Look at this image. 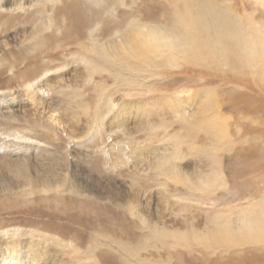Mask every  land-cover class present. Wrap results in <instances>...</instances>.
<instances>
[{"label":"rangeland","instance_id":"374dc122","mask_svg":"<svg viewBox=\"0 0 264 264\" xmlns=\"http://www.w3.org/2000/svg\"><path fill=\"white\" fill-rule=\"evenodd\" d=\"M1 4L0 98L22 102L0 142L64 176H0V241L43 243L39 264H264V0ZM203 8L235 16L233 53Z\"/></svg>","mask_w":264,"mask_h":264},{"label":"bare ground","instance_id":"6f19581e","mask_svg":"<svg viewBox=\"0 0 264 264\" xmlns=\"http://www.w3.org/2000/svg\"><path fill=\"white\" fill-rule=\"evenodd\" d=\"M3 1L4 0H0V10L3 8V5L1 4V2ZM10 6H13V5H10ZM203 7H206V6H203ZM205 9L206 8L202 9L203 15L206 17L205 22L203 21L204 24L209 25L210 27L212 26H216L217 28L221 27L220 30L222 31L220 34L227 32V30L229 31L231 29H237L236 26L238 25H235L236 24V21L234 19L235 16L230 14V12H226L222 9H216L214 10V15L216 16L215 19H210L213 16V13H210L208 9L207 10ZM197 25L199 28H202L199 24ZM174 34L182 35L181 32H174ZM218 35L219 34H217V36L213 35L211 39L214 43H217V41L220 42L221 49L224 50L223 51L224 53L222 54L224 55L226 52L233 53L234 46L229 45V41L227 37L224 34L219 35V36ZM158 38H161V37H158ZM237 38H240V36L238 37L235 34V37L232 43H234V41H238L236 40ZM162 39L164 38L162 37ZM180 42L181 41L173 42V44H171V42L168 44L164 43V46L162 48L166 47L170 49L169 56L171 58V56L175 55L177 52L184 53V51H187L186 47H184V51L181 49V45L183 44ZM162 48L160 50H164ZM181 55L184 57L183 54ZM155 56L157 57V53L155 54ZM152 58L153 56H151V59ZM239 59L242 60L243 56L240 57ZM174 60H175V56H174ZM122 61L123 59L120 60L119 63H121ZM230 64L234 65L235 63L231 62ZM15 99H17V97L14 95L1 97L0 98V111L8 110L10 108L8 106H15ZM17 100H18V104L20 105V103L22 102V98L18 97ZM24 151L25 152L18 151L17 147L13 145L12 143H6L5 145H2V143L0 142V156L7 155V157L0 158V168L4 170L3 174H0V176L4 175V177L6 178V179L3 178L1 180V186L4 188H7L10 186V184L7 185L4 180H8V181L13 180L16 182L14 184L18 186L22 184L27 187L42 186L43 188H48L51 185H53L54 187L59 186L58 183L64 176L62 169H59L57 167L54 168V166L50 164L48 165L44 164V162H42L37 157V155L40 153L39 150L33 149L32 151L30 148L24 147ZM31 153H33V155H30ZM8 154H11V155H8ZM17 155H21V156L13 157ZM29 163L31 164V166ZM32 168H33V178H30L29 176L32 175V171H31ZM72 189L76 191L75 188H72ZM39 245L44 247L43 243H39ZM39 245L37 241H31L28 239H23V240L7 239V240L0 241V264H39V263H42L41 260H39V256L37 257L38 252L36 250L39 249L38 248L40 247Z\"/></svg>","mask_w":264,"mask_h":264}]
</instances>
